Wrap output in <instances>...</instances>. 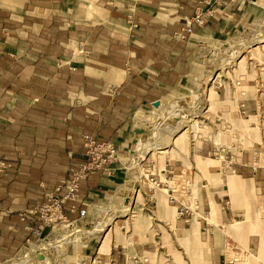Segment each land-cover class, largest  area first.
<instances>
[{
  "label": "crops",
  "instance_id": "1",
  "mask_svg": "<svg viewBox=\"0 0 264 264\" xmlns=\"http://www.w3.org/2000/svg\"><path fill=\"white\" fill-rule=\"evenodd\" d=\"M194 8L189 0H0V160L8 163L0 173V264L13 259L34 236L37 217L26 211L39 205L44 193L79 165L82 133L113 142L122 153L129 150L139 134L135 124L144 113L141 110L157 100L158 106L168 103L173 98L163 95L198 83L195 77L202 66L195 62L200 51L197 35H210L201 38L209 46H228L219 32L234 26L244 30L249 21H264V0H245L178 38L184 17L192 16ZM251 51L262 54L264 45ZM241 63L242 59L236 65ZM261 71L260 87L252 79L244 84L256 88V95L241 90L245 97L236 101V107L226 103L225 94L215 96L213 91L211 95L219 118L224 116L227 122L235 113V123L242 119L248 126L234 125L245 143L217 147L209 139L195 141V160L201 170L189 194L197 197L194 219L179 216L184 206L179 199L175 205L165 204V192L172 191L175 177L165 185L160 180L167 176L165 168L154 177L150 173L158 188L146 186L144 191L140 186L130 190L128 181L119 186L125 177L121 161L110 172L98 171L81 183L79 198L87 203L96 196L116 193L127 198L129 194L125 206L130 213L146 196V215L133 219L130 241L125 239L106 253L97 251L92 258L98 264H175L157 253L158 241L148 224L152 215L170 217L182 232L178 244L194 264H264V236L258 229L264 219V144L256 137L254 121L258 116L264 124V67ZM219 74L215 72L209 82ZM177 143L186 151L187 139ZM175 150L159 152L160 166L164 154ZM220 156L229 161L228 168L222 167ZM123 163L135 168L133 161ZM165 165L174 166L169 160ZM138 177L140 185L150 182L145 172ZM63 210L68 219L76 218L69 204ZM113 223L106 227L107 233ZM228 238L239 239L245 255L251 253L247 259H227ZM45 245L53 249L49 239L36 249L45 250ZM54 252L49 251L48 261L38 260L39 264H55Z\"/></svg>",
  "mask_w": 264,
  "mask_h": 264
},
{
  "label": "rangeland",
  "instance_id": "2",
  "mask_svg": "<svg viewBox=\"0 0 264 264\" xmlns=\"http://www.w3.org/2000/svg\"><path fill=\"white\" fill-rule=\"evenodd\" d=\"M218 34L220 35V39H223V43H226L228 46L230 45L232 49L235 48L234 53L236 56L233 55L232 52L230 54L224 53L223 48L226 46L224 44L213 47L201 40L202 37H209L210 35H197L200 39V51L198 56L195 57V62L202 66L200 72L198 74L196 73L195 77H198V83H191L188 85V90L178 89L179 91L174 92V94L170 93L161 97L173 98L174 102L172 106L170 103L171 101H168V103H161L158 108L151 106L145 110H141L146 113V115H144V117H146V122L144 123H146V126L148 125L147 130L146 127L143 126L142 129L140 126L142 132H144V135L140 138L142 139L141 143H139L138 135L136 134L137 139L135 143L130 146L129 150L127 149L119 154L125 175L124 179L119 183V186L128 181V188L130 190H136L134 187L140 186L141 190L144 191V187L146 186L158 188L152 183V180L149 179L150 173H152L154 177V174L157 173L159 169L165 168L167 176H161L160 178L165 185H170L169 180L173 179L175 175L173 181L174 187H171L172 191L169 192V194L167 193L168 191L165 192V204L175 205L177 204L176 201L179 199L178 201L184 204L183 208L178 210L179 216L183 215L182 217L185 219L192 217V219H194L197 213L196 208L198 207L196 201L197 197H189L191 193V184L197 179L198 170H201L200 165L195 160V141L204 138L209 139L216 143L217 147L222 143L229 145V143L234 141H236V143H245V141L243 142V140H241L238 131L234 129V125L236 127H247L248 125L243 123L245 121L242 119H239V122L235 123L233 118L236 117L235 113H233L234 116L232 115L233 117L230 120L228 118L227 122H224V116H222L223 119L219 118L220 115L217 116L213 111V107L216 103L213 96H216V93L220 96L225 94L227 98L226 103L230 104L231 107H236V101L239 98L245 97V95L241 94V90L244 89L247 92L250 90L251 92H248L249 94L254 93V96L256 95V88H247L244 84L252 79L256 82L257 86L260 87L259 77L262 72L261 69L264 67V53L260 54L258 52L253 54V51H251L252 47L258 45L260 48L261 45H264V21H249L244 30L234 26L228 27L226 31L219 32ZM241 59V65H236ZM235 70L236 72L239 71L245 74L243 76H238ZM217 71H220V74L216 80L208 82L207 80H210L212 75ZM213 91L214 95L211 96ZM177 99L180 102L176 103ZM254 121L258 125V135L256 137H258V141L264 144V124L258 116L255 117ZM136 124L139 125L137 122ZM222 125L225 126L222 127ZM250 134L251 133L247 131V135L251 140L252 136ZM173 139L175 142H173ZM183 139H187L186 151L181 147L175 146V144H181L177 142L183 141ZM145 141L148 145L144 148ZM250 142L251 141H249V143ZM142 146L144 150H142ZM173 146L176 147L177 150L165 154L163 153V166H160L158 155L161 153L159 152L174 148ZM239 146L246 147L240 144ZM136 148H141L139 151L140 153H137ZM137 159L138 161L141 160L137 162ZM225 159V156H222V161L229 162L228 160L225 161ZM123 160L125 162L126 160L130 162L133 161L135 168L133 169L125 165ZM168 160L174 164V166H170V169L165 165V162ZM144 172L147 174L150 182L140 185V177L138 176ZM178 173L182 174L178 175ZM201 178L202 175L199 177L196 184H198ZM164 184H161L159 187H166ZM170 194L171 196H169ZM262 195H264V193ZM128 197L129 194L127 198H121L120 195L116 196L115 193L113 197H109V195L105 197L96 196L90 199L88 202V216L81 218L77 215L76 218L70 219L68 223H58V225L43 227L39 231L40 233L31 237L13 259L5 264H39L37 255H40V253L45 255L44 260L48 261L47 255L49 251H47V249H36L43 244L45 239L51 240L53 244V249L55 250L53 256L55 255L56 258L52 260L55 264H92V257L97 251L106 253L110 251L112 246L120 245V242L123 243L125 239L130 241V227L131 223H133V219L139 214L146 213L144 210L146 196L143 195L136 212L131 213V208L126 207V202L124 201V199L128 201ZM108 198H110V200ZM169 200H171V202ZM161 206L163 207V204H161ZM187 207L193 210L192 214L189 213ZM256 208L257 213L258 200H256ZM174 216H177L176 211ZM236 219L238 220L239 218ZM104 221H106V223L112 221L111 226L115 221L113 223V228L108 233L106 229L108 224L104 225ZM148 224L153 226L152 230L158 241L157 253L161 258L168 257L175 264H194L189 254L178 244L177 239L182 235V232L174 227L170 217L152 215L149 218ZM258 229L261 235L264 236V219H262ZM104 236L106 237L104 238ZM103 238V245L100 246V241ZM227 245V259L229 260H239L238 262H241L240 260L247 259L251 254L245 255L246 251L244 250L243 244L239 242V239L228 238ZM25 256L28 257L29 261L22 263ZM49 257H51V255ZM168 263L170 262L168 261ZM93 264L98 263L96 262Z\"/></svg>",
  "mask_w": 264,
  "mask_h": 264
},
{
  "label": "built area",
  "instance_id": "3",
  "mask_svg": "<svg viewBox=\"0 0 264 264\" xmlns=\"http://www.w3.org/2000/svg\"><path fill=\"white\" fill-rule=\"evenodd\" d=\"M195 5L194 13L190 17H184V27L177 33L178 38H184L194 31V27H201L209 19L217 15L223 9L234 3L245 0H189ZM243 107V105H242ZM83 157L79 165L73 169L70 175L59 185L44 193L42 202L26 211V215L36 216L38 224L34 235L45 226L68 223L64 206L69 204V212L76 213L78 217L84 218L89 215L88 203L80 200L79 189L81 183L90 175L98 171L110 172L115 163L120 161L121 153L118 146L110 141H98L89 133H82ZM222 158V156H220ZM229 162L223 161V168H228ZM8 166L7 161L0 160V173ZM29 239L27 240V242ZM96 259L92 258V264Z\"/></svg>",
  "mask_w": 264,
  "mask_h": 264
},
{
  "label": "bare ground",
  "instance_id": "4",
  "mask_svg": "<svg viewBox=\"0 0 264 264\" xmlns=\"http://www.w3.org/2000/svg\"><path fill=\"white\" fill-rule=\"evenodd\" d=\"M223 49H224V53H226V54H230L231 52H232V54H233V53L235 52V50H234L235 48L232 49L230 45L224 47ZM233 50H234V51H233ZM229 51H230V52H229ZM205 81H206V80H205ZM207 81L209 82V80H207ZM207 81H206V82H207ZM202 82H203V81H202ZM184 98H185V97H184ZM173 102H174V100L172 99L171 102H170V103H171V106H172ZM178 102H180V101L177 99V102H176V103H178ZM176 103H175V104H176ZM170 111H171V110H170ZM159 114H160V113H159ZM144 115H146V114L141 113V114H139V115L137 116V118H136V122H137L139 125L136 124V127H135V128H136V131L139 133V134H138V135H139V139L141 138L142 135H144V132H142L143 126L146 127V130H147V128H148V126H146V123H144V122H145V119H146V117H144ZM140 126L142 127V129L140 128ZM141 132H142V133H141ZM147 145H148V143H145L144 148H145ZM144 148H143V146H142V150H144ZM136 150H137V153H140L139 151L141 150V148H140V149L137 148ZM145 150H146V149H145ZM135 153H136V151H135ZM137 153H136V154H137ZM133 154H134V153H133ZM131 156H132V155H131ZM131 158H132V157H131ZM139 158H141V157H139ZM140 160H141V159H140ZM140 160H139V161H140ZM139 161H138V159H137V162H139ZM179 172H180V171H179ZM181 174H182V173H178V175H181ZM134 188L137 189L138 187H134ZM126 201H127V200H126ZM126 203H127V202H126ZM108 222L111 223L112 221H111V222L108 221ZM109 223H106V222H105V223H103V224H104V225H107V224H109ZM102 228H103V227H102ZM44 249H47V250L50 251V252L53 251V249H50L48 246H44ZM44 258H45V255H43V254H41V253H40V255H37V259L40 260V261H41V260H44ZM25 261H29L28 257H26V256H25V258H23L22 263L25 262Z\"/></svg>",
  "mask_w": 264,
  "mask_h": 264
},
{
  "label": "water",
  "instance_id": "5",
  "mask_svg": "<svg viewBox=\"0 0 264 264\" xmlns=\"http://www.w3.org/2000/svg\"><path fill=\"white\" fill-rule=\"evenodd\" d=\"M158 104H159V101H158V100L155 101V102H153V106H158ZM135 131H136V129H135ZM126 200H127V199H124L125 202H127Z\"/></svg>",
  "mask_w": 264,
  "mask_h": 264
}]
</instances>
